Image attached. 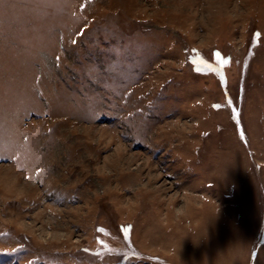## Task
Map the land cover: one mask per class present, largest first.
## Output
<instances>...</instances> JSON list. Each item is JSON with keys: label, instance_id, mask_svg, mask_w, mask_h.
Segmentation results:
<instances>
[{"label": "rangeland", "instance_id": "rangeland-1", "mask_svg": "<svg viewBox=\"0 0 264 264\" xmlns=\"http://www.w3.org/2000/svg\"><path fill=\"white\" fill-rule=\"evenodd\" d=\"M0 264H264V0H0Z\"/></svg>", "mask_w": 264, "mask_h": 264}, {"label": "snow or ice", "instance_id": "snow-or-ice-1", "mask_svg": "<svg viewBox=\"0 0 264 264\" xmlns=\"http://www.w3.org/2000/svg\"><path fill=\"white\" fill-rule=\"evenodd\" d=\"M73 43H75V41H73ZM215 55L218 58L217 59V63H219V64H227L228 63L227 60H221L220 54L218 52L215 53ZM193 60L196 63V69L195 70L197 72L205 71L206 70V71H209V72H216V73L220 74L221 76L223 75L222 74V71H221V67H215V66H213L207 60H205L203 57H199L198 59L197 58H193ZM228 103L231 104V100H229ZM215 107L219 108L221 106L220 105H215ZM100 231H104V230L103 229H100ZM123 231L127 234L128 231H129V229L127 227H125L123 229Z\"/></svg>", "mask_w": 264, "mask_h": 264}]
</instances>
